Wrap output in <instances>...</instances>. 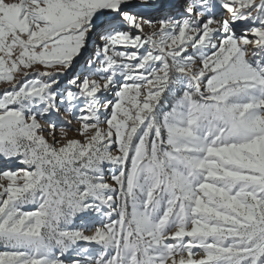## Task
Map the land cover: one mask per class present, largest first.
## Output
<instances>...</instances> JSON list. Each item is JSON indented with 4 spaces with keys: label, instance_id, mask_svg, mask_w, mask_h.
<instances>
[{
    "label": "snow or ice",
    "instance_id": "6c2138e0",
    "mask_svg": "<svg viewBox=\"0 0 264 264\" xmlns=\"http://www.w3.org/2000/svg\"><path fill=\"white\" fill-rule=\"evenodd\" d=\"M0 264H264V0H0Z\"/></svg>",
    "mask_w": 264,
    "mask_h": 264
}]
</instances>
